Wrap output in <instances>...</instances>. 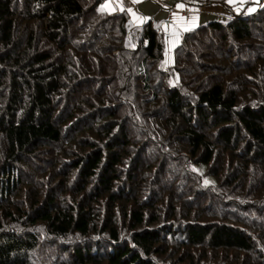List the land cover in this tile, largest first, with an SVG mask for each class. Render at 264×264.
Listing matches in <instances>:
<instances>
[{
	"label": "trees",
	"instance_id": "obj_1",
	"mask_svg": "<svg viewBox=\"0 0 264 264\" xmlns=\"http://www.w3.org/2000/svg\"><path fill=\"white\" fill-rule=\"evenodd\" d=\"M180 1L0 0V264H264V0Z\"/></svg>",
	"mask_w": 264,
	"mask_h": 264
},
{
	"label": "crops",
	"instance_id": "obj_2",
	"mask_svg": "<svg viewBox=\"0 0 264 264\" xmlns=\"http://www.w3.org/2000/svg\"><path fill=\"white\" fill-rule=\"evenodd\" d=\"M227 0L235 11L245 8L251 12L260 5V0ZM102 7L109 12L125 10L132 39L140 34L141 25L148 19L160 25L165 33V63L174 61V49L180 43L181 33L211 20L225 19L231 11L221 3L205 5L189 4L180 0H102Z\"/></svg>",
	"mask_w": 264,
	"mask_h": 264
}]
</instances>
